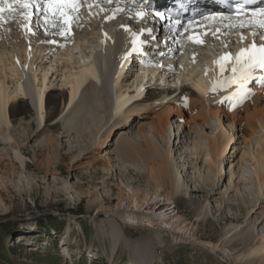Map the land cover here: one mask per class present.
I'll use <instances>...</instances> for the list:
<instances>
[{
	"label": "bare ground",
	"instance_id": "bare-ground-1",
	"mask_svg": "<svg viewBox=\"0 0 264 264\" xmlns=\"http://www.w3.org/2000/svg\"><path fill=\"white\" fill-rule=\"evenodd\" d=\"M79 3V18L72 24L70 32L63 36L58 34L60 21L56 22V27L45 24L44 14L36 12L35 8L32 9L31 32L20 26L27 21H23L19 13L12 19H9V13L3 14L6 22L0 23V144L12 145L13 157L20 167L27 168L29 165L23 159L28 152L27 145L20 144L19 138L10 136L16 121L33 110L39 128L31 138L47 127L61 129L66 136H70L79 133V126L102 110L104 122L93 130V147L84 153H89L85 166L91 167L100 162L97 153L109 145L113 139L111 134L113 136L118 132L113 143V156L119 162L140 166L144 173L146 189L142 195L133 192L131 200L125 204L118 202L114 209L122 221L167 231L172 239L195 243L227 259L231 258V252L235 249L227 245L239 240L247 255L258 257L259 264H264V236L256 238L253 234L252 217L247 205L244 225L232 224L229 231L234 230V233L221 243L205 241L196 236L194 223L175 209L174 197L188 195L175 153L172 148H162L156 137L163 134L164 126L176 121L192 130L193 125L202 127L211 119L218 120V131L204 133V151L195 142L182 145L189 154L194 155L191 162H195L196 182L200 183L191 190L215 192L227 176L226 184L239 193V184L246 179L243 174L246 165L242 161L246 152H241L234 161L230 150L235 143V128L240 125V136L246 140L245 135H248L253 143L247 153L251 161L249 167L257 196L264 201V85L256 86L252 77L247 80L243 90L239 87L242 81L226 83L234 75L240 76L239 71L232 72L235 66L233 52L238 53L239 44L247 47L249 42H244L252 40L254 36L242 34L243 39L239 41L232 25L218 14L209 15L197 23L208 24L209 27L200 35L203 44L194 43L189 38L179 41L174 35L166 36V47L157 49L160 52L158 61H146L142 66L147 67L138 70L137 57L131 61L130 57L117 60L115 77L107 79L94 70L98 51L106 41L113 42L116 37L126 43L123 30L137 31L136 22L123 25L126 11L115 12L106 0H79ZM88 4L92 5L91 9ZM134 17L138 19L136 14ZM226 54H231V59L225 62L224 71L221 72L217 61ZM209 66H212V70L205 75ZM173 69L176 72H172ZM52 70L61 72L63 84L66 85L64 89L51 88V78L55 73ZM166 77H171L170 81L165 80ZM152 81L155 87L150 85ZM213 86L215 91L211 90ZM249 94L252 96L249 97ZM231 100L236 102V107L230 106ZM144 108L160 110L148 122L138 126L139 138L135 141L128 137L125 130L135 120V114ZM224 120L228 122L227 125ZM48 122H52V125L47 126ZM259 123L262 131L254 137L258 133ZM31 125L32 122L28 124L29 127ZM58 144V139L50 135L47 143L40 146V151L57 154ZM77 149L75 145L68 147L62 155V158H69L68 167L71 169H76V164L85 158V155L79 158L81 152H76ZM8 155L7 149L0 148V168L17 169L19 166L11 159L6 161ZM225 160L229 164L228 173L224 172ZM50 163L53 162L48 159L47 165ZM39 164L43 166L41 161ZM221 194L225 196L226 190ZM196 208L206 214L211 210L206 198ZM108 209L104 208L106 214L111 212ZM107 222L109 228L102 225L101 230L112 240L109 264L120 243L127 247L129 254V260L123 264H152L155 241L149 230L136 239H130L116 220L109 219ZM254 258L251 261L254 262Z\"/></svg>",
	"mask_w": 264,
	"mask_h": 264
},
{
	"label": "rangeland",
	"instance_id": "rangeland-1",
	"mask_svg": "<svg viewBox=\"0 0 264 264\" xmlns=\"http://www.w3.org/2000/svg\"><path fill=\"white\" fill-rule=\"evenodd\" d=\"M60 74L59 70L53 74L51 88L66 87L63 84L64 77ZM150 85L156 86L154 81ZM158 109L144 108L135 114V120L125 130L128 137L138 141V126L148 122L160 110ZM30 122L31 127L28 126ZM103 122L104 113L100 110L79 126V133L66 136L61 129L47 127L33 138L31 137L39 128L33 110L13 124L10 136L19 138L20 144L27 145L28 152L23 159L29 166H19L13 157L12 145L0 144V148L8 150L6 161L11 159L19 166L15 170L0 168V264H109L112 240L101 230L102 225L109 228V219L116 220L130 239H136L148 230L151 232L155 241L152 264H259L258 257L247 255L239 245V240L227 245L229 248L235 247L231 258L227 259L220 253H211L195 243L172 239L167 231L122 221L114 209L118 202L125 204L127 200H131L133 192L142 195L146 189L144 173L140 166L119 162L113 156V143L118 132L113 136L111 134L113 139L109 145L97 153V160L100 162L91 167L85 166L89 153H84L93 147V130ZM224 123L228 124L226 120ZM51 125L52 122L47 123V126ZM219 126L218 120L211 119L208 124L202 127L193 125L190 130L176 121L170 126H164L163 134L156 136L162 148H172L183 185L187 187V196L174 197L175 209L186 220L194 223L198 238L219 244L234 233V230L229 231L232 224L244 225L247 205L252 217L253 234L256 238L264 236V201L257 196L249 167L251 161L247 155L253 143L248 135H245L246 140L240 136V125L235 128V143L230 150L234 161L241 152H246L242 159L243 165H246V171L243 170L246 179L239 184V193L226 184L227 176L219 183L215 192L191 190L200 183L196 182L197 172L193 167L195 162H191L194 155L189 154L182 145L195 142L204 151V133L216 132ZM258 129L254 137L262 131L260 123ZM50 135L58 139L57 154L40 151V146L47 143ZM74 145L78 148L76 152H81L79 158L82 155L85 158L76 164V169H71L68 167L69 158H62V155L66 148ZM48 159L53 162L49 166ZM223 166L224 172L228 173L229 164L226 160ZM224 190L225 196L221 194ZM205 198L211 209L207 214L196 208ZM105 207H109L110 214L105 213ZM240 253L244 254L239 256ZM252 258L254 262L251 261ZM128 260V249L120 243L111 264H123Z\"/></svg>",
	"mask_w": 264,
	"mask_h": 264
},
{
	"label": "snow or ice",
	"instance_id": "snow-or-ice-1",
	"mask_svg": "<svg viewBox=\"0 0 264 264\" xmlns=\"http://www.w3.org/2000/svg\"><path fill=\"white\" fill-rule=\"evenodd\" d=\"M108 2L111 3V0H108ZM80 7L81 4L79 3V0H47V3H45L43 7H41V4L38 3L37 0H0V23L6 22L3 15L5 12L9 13V19L14 18V16L19 13L23 21H27V23H21L20 26L31 32V22L34 16L32 9L35 8L36 12H43L45 24L56 27V22L60 21L61 30L58 34L63 36L70 32L72 24L79 18L78 13ZM88 8L91 9L92 5L88 4ZM117 10L121 11L122 9ZM242 10L243 6L241 5V7L236 9V13L239 14ZM157 15L161 14L157 13ZM136 16L143 18L145 13L143 11H139L136 13ZM251 16L261 28H264V8L253 10L251 12ZM212 19H214V17H212ZM221 19L226 18L221 17ZM240 27H244L243 22H241ZM217 31H219V29H217ZM139 35L140 34L133 33V51H139L140 49L138 44L143 43V41L139 40ZM189 39L193 40L194 43H204L198 33L189 36ZM51 43H55V41H51ZM230 59L231 54H226L225 56L220 57L217 61V63L220 64L221 72L224 71L225 62ZM258 67L264 68V44L257 47L256 44L253 43L250 48L241 49L235 58V66H233L232 72L237 73L239 71L240 76L237 77L234 75L226 81V83L231 84L242 81L239 83V87L243 90L247 80L251 78L250 73ZM211 90L215 91V86H213Z\"/></svg>",
	"mask_w": 264,
	"mask_h": 264
}]
</instances>
